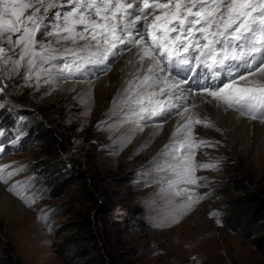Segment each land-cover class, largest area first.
<instances>
[{"label": "rangeland", "instance_id": "rangeland-1", "mask_svg": "<svg viewBox=\"0 0 264 264\" xmlns=\"http://www.w3.org/2000/svg\"><path fill=\"white\" fill-rule=\"evenodd\" d=\"M54 22V18L47 20L46 25L51 28ZM38 40L47 44L52 37L41 34ZM62 45L63 41L53 47L63 51ZM0 46L10 47L6 41ZM123 56L102 74H106L108 85L116 84ZM45 67L51 74H42L37 80L35 75L28 79L23 67L17 73L0 63V102L26 114L23 121L35 118L37 126L43 125L59 138V159L54 165H49V158L41 151V139L35 131L28 148L2 160L15 174L0 181V259L3 250L11 247L19 264H68L75 249H65L59 256L55 248L59 244L65 247L67 239L73 237L87 243L85 258L75 264H98L100 253L105 252L113 264H264V239L259 250L254 246L258 233L252 232L248 239L240 236L247 213L238 233L230 229L227 219L233 212L228 202L241 195L231 190L235 181L244 180L245 192L264 198V123L243 118L258 126L235 136L229 134L230 139L217 128L201 125V132L195 130L197 140L206 137L203 140L213 145L196 149L197 164L215 167L197 168L201 187L179 186L206 196L191 202L186 196L162 191L167 185L159 182L160 177L168 174L156 170L159 157L153 155V142L137 151L132 140L125 149L119 145L120 138L131 131L130 123L123 122L127 117L121 104L106 113L107 108H102L113 101L108 97L96 104L98 115L84 114L76 93L64 97L59 92L66 82L55 80L56 67ZM114 116H120V122ZM174 117L165 120L157 133L165 131ZM1 119L15 129L14 120L10 123L2 115ZM116 124L125 127L112 135L111 127L119 128ZM246 141L249 146L243 150L242 142ZM62 164L70 168L69 173H64ZM50 172L54 173L53 181ZM3 173L0 175L7 177ZM73 175L86 185L70 184ZM16 184H26L20 196L15 195ZM13 187L15 191H10ZM188 204L190 207L185 206ZM41 216L47 219H39Z\"/></svg>", "mask_w": 264, "mask_h": 264}, {"label": "snow or ice", "instance_id": "snow-or-ice-1", "mask_svg": "<svg viewBox=\"0 0 264 264\" xmlns=\"http://www.w3.org/2000/svg\"><path fill=\"white\" fill-rule=\"evenodd\" d=\"M65 5L67 10H57ZM53 18L45 31L46 21ZM41 34L52 40L40 43ZM4 41L10 47L0 46V63L17 73L23 67L28 79L35 75L37 80L51 74L45 65L57 58H72L59 68L71 75L134 50L128 62L134 71L120 101L121 110H126L123 122L134 125L131 131L143 130L148 121L167 119L193 95L201 97V103L264 123V0H0V42ZM61 41L63 51L53 47ZM187 73L194 74L191 80ZM221 75L229 79L205 86ZM190 83L199 85L195 92ZM198 108L183 105V123L155 162L157 172L168 174L160 177L167 185L162 191L191 202L206 196L179 186L201 187L197 168L215 167L195 160L196 149L213 146L196 139L195 126L215 127L194 111ZM176 211L179 214V208Z\"/></svg>", "mask_w": 264, "mask_h": 264}, {"label": "bare ground", "instance_id": "bare-ground-1", "mask_svg": "<svg viewBox=\"0 0 264 264\" xmlns=\"http://www.w3.org/2000/svg\"><path fill=\"white\" fill-rule=\"evenodd\" d=\"M133 53L134 50L133 52L126 51L123 54L124 55L123 61L120 63L117 62L120 65L118 66L119 71L117 76L118 80L116 84L108 85L105 81V76H106L105 74L97 77L93 81L89 80L81 83L66 82V85L65 83H63V85L58 88L59 92L64 94V97H70L72 93H76L75 99L76 101H78V103L82 104V108H83L82 113L90 114L91 116H93L94 113L98 115V113H96L97 103L101 102L103 99L111 97L113 98V101L110 104L108 103V106H104V108H102L104 110L107 108L108 111L106 113H110L111 110L113 111L114 107L120 104L122 89L124 88L126 81L131 78L129 73L134 71L132 65L128 63L129 60L133 59ZM93 87H95L94 93L92 94L87 93V91ZM201 99H202L201 97L193 95L187 101H182L181 107L177 108V113L175 114L174 120L172 121V123H170L167 126V129L165 131L161 133L160 132L157 133V130L161 129V125H148L144 127L143 130L130 131L124 137H121L118 142L119 145L125 149L126 148L125 144L129 143L132 140L134 141L133 144L137 151L139 149L148 146V144L153 142L154 145H156V151L153 155L159 157V154L164 149V146L170 143V140L172 138V133L176 130L179 124L183 123L184 117H182L179 114L182 111L183 105H188V106H191L192 104L199 105V108L194 109V111H198L202 116H207L209 119H211L215 124V127L213 128H219L221 131L224 132V134L227 136L228 139H230L229 134L235 136L236 133H240L243 132L244 130H248L251 128L255 129L258 126V124L244 120L242 117L235 114L231 110L225 111L224 108H217L215 107L214 104L201 103ZM114 101H116V103H114ZM80 116H82V114ZM113 118L116 122L117 121L120 122L121 120L120 116H114ZM120 124H116L117 127L119 128L114 127V125L113 127H111L112 135L113 133L115 135V133H117L120 130V128L125 127V125H120ZM129 126L131 127L130 129L134 127V125L132 124H130ZM200 126L201 125L195 127V130H199L201 128ZM182 138L183 137H181V139ZM204 138L206 137H202L199 139H204ZM242 143H241L242 149L245 150L249 146V141ZM151 146L153 145L151 144ZM151 151L153 153V150ZM188 186L191 187V185Z\"/></svg>", "mask_w": 264, "mask_h": 264}, {"label": "trees", "instance_id": "trees-1", "mask_svg": "<svg viewBox=\"0 0 264 264\" xmlns=\"http://www.w3.org/2000/svg\"><path fill=\"white\" fill-rule=\"evenodd\" d=\"M27 127L31 133L34 134L35 131L37 134H39L38 137L41 139L42 147L41 151H43V153L49 158V165H54L57 163L59 159V148L57 146L59 143L58 134L52 133L43 125L37 126L35 118H33L32 121L27 122ZM61 169L64 171V173H69L70 171V168L65 164H62ZM53 174L54 173L50 172V176ZM51 178L52 176L50 177V180L53 181ZM69 181L70 184H82L83 186L86 185L83 182V179L77 175L71 176ZM244 182L245 181L241 179L235 181V186H233L231 189L233 192L241 193V195L234 197L233 200L228 202L230 208H233V212L227 219L231 225L230 229L235 233H238V227L241 225L244 214L247 213V219L245 216L246 222L244 224L243 232L240 233V236L248 239L252 232L258 233V237L254 240V246L260 250L262 247V240L264 239V198L258 194L245 192L246 186L244 185ZM250 206V211L244 212L246 208ZM59 210H61V208ZM66 212L67 209H65V212L63 211L62 213L65 214ZM66 244L67 245L65 247L61 246L60 244L57 245L55 251L56 254L60 256L61 252L65 249H75L73 253L74 256L68 262V264H75L76 261L85 258L86 254L84 252L85 248L87 247V243L76 242L73 237H70L67 239ZM103 252H105V250ZM99 257L98 264H113L106 252L104 254L100 253ZM0 264H19V258L14 256V251L11 247H6L3 250Z\"/></svg>", "mask_w": 264, "mask_h": 264}]
</instances>
